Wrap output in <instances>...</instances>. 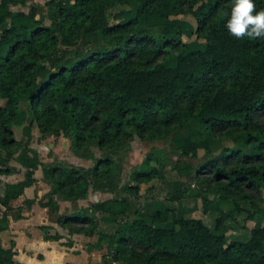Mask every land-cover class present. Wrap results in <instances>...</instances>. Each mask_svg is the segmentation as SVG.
Wrapping results in <instances>:
<instances>
[{"label":"trees","instance_id":"trees-1","mask_svg":"<svg viewBox=\"0 0 264 264\" xmlns=\"http://www.w3.org/2000/svg\"><path fill=\"white\" fill-rule=\"evenodd\" d=\"M28 1L0 0V175L17 172L12 160L26 171L22 181L6 184L0 195V232L9 229L12 203L37 183L40 167L50 191L39 205L58 214L56 196L74 203L86 200L91 189L112 193L114 156L135 138H173V151L183 159L196 160L204 151L206 160L197 168L179 160L172 169L198 186L199 194L192 197L202 200L204 214H220L213 229L170 207L130 220L131 203L125 198L59 216L57 224L70 235L97 236L90 250H101L108 240L104 264H264V226L231 242L223 230L236 213L246 212L247 221L264 217V39L230 35L225 25L233 0H135L137 16L121 22V12L114 24L109 13L128 0H51L49 25L36 8L29 13L11 9ZM254 3L257 11L264 10V0ZM179 16L195 18L203 49L188 50L176 24ZM152 20L164 23L158 32ZM96 37L104 44L89 48ZM172 58L175 66H166ZM26 99L33 123L22 127L24 142L17 139L16 128ZM195 122L201 141L195 140ZM34 124L42 138L68 139L73 154L95 166L42 163L31 147ZM223 140L235 147L216 155ZM92 145L104 152L103 158H95ZM163 162L160 152L149 153L133 181L164 180V172L153 165ZM169 187L170 203L193 193L183 182ZM125 190L137 194L139 187ZM35 203L25 201L28 208ZM221 203H233L234 210L224 212ZM99 215L113 216V234L99 232ZM14 257L13 249L0 245V264H16Z\"/></svg>","mask_w":264,"mask_h":264},{"label":"rangeland","instance_id":"rangeland-1","mask_svg":"<svg viewBox=\"0 0 264 264\" xmlns=\"http://www.w3.org/2000/svg\"><path fill=\"white\" fill-rule=\"evenodd\" d=\"M51 0H29L25 7L17 6L12 7L11 9L14 12H25L29 13L32 8H36L39 12V19H44L45 24H50V19L52 18V12L50 8L47 6V3ZM68 3H72L71 0H67ZM123 13L124 17L120 20L121 22H126L137 16V3L135 0H128L126 4L119 5L116 9L112 10L109 15L110 24H114L118 22L114 18V16L119 13ZM179 22H177V26L180 30H182L184 34V42L188 46V50H201L204 46V41L198 38L196 34L197 29V21L193 16H179L176 18ZM152 30L154 32H158L160 28L164 25V23L160 20H152L149 22ZM90 44L89 48L96 47L98 45L104 44V42L96 37ZM166 66L173 67L176 64V60L174 58L165 62ZM62 105V100L60 101ZM33 123V112L30 108L29 101L26 99L21 104L19 110V126L16 128V137L19 140L26 141V137L22 132V127L30 125ZM193 129L195 131V140L201 141L202 137L199 135V127L195 122L193 124ZM187 130L180 132L179 134H187ZM32 141L31 147L39 153L40 159L42 163L50 165L55 163H62L66 165H75L79 164L86 169L93 168L95 166V161L89 163L85 160H80L75 158L73 152L70 149L71 143L66 138H55L53 136H49V138H42L41 134L38 130V127L34 124L32 129ZM173 138H170L163 142H143L139 138H135V140L131 143V147L118 152L114 158L116 161V165L113 171V175L115 178L114 184L112 185L113 192L112 193H102L98 194L97 191L91 189L89 196L86 200H81L78 202L70 203L69 205H63V214L71 215L74 212H79L82 209L90 208L96 202H103L107 200H120L127 199L131 203V207L128 210V216L130 220H136L140 218L142 215H150L154 214L159 209H164L165 207L177 208V212L179 215L184 216L189 219H201L208 226L214 227L216 218L220 217L219 213L216 214H204L203 213V205L202 200L200 198H194L199 191L198 186L189 181L187 178L178 175L175 171H173L172 167L174 164L181 160L184 162H190L193 164L194 168H197L201 163H203L206 158L204 155V151L199 152V158L196 160H187L183 159L180 154L173 151L172 146ZM235 144L231 141L223 140L221 143V149L216 153L219 155L220 152L225 148H234ZM92 150L94 152V156L96 159L103 158L104 152H102L96 145H92ZM250 150V149H249ZM151 152H160L162 155V159L164 160L163 164L153 163L155 167L161 169L164 172L165 179L164 180H156L150 184H138L133 181L132 175L136 171V169L144 162L147 155ZM10 166L14 168H18L20 172H16L15 176L10 179L14 180H22L25 176V170L18 164L16 161H10ZM1 176V175H0ZM38 176L40 180L44 181L43 176V168L40 167L38 171L35 172V178ZM172 182H183L189 187L193 193L190 194L189 197L185 198L183 201L179 203H170L168 201V193L170 191L169 183ZM8 184L6 179L0 178V195H3L5 190V185ZM139 187V191L137 194L130 193L125 190L127 186ZM49 189L46 185H43L37 188V191L34 192L36 195L33 200L36 203L39 202H47L46 195L48 194ZM30 192V195L33 197L34 195ZM38 194V196H37ZM213 197V196H212ZM15 204V203H14ZM222 209L224 212L229 213L234 210L233 203H221ZM113 208L118 209L120 211V205L115 204ZM25 202L23 203V207H18V211H15V216L20 215V219L22 218V213L27 210ZM51 215H55V217H49ZM48 218H43L47 222L57 223V219L60 214H53L50 212ZM247 213L234 214V216L226 222V226L224 227V232L228 231V240L231 242L232 240H245L246 236L249 234V230L254 228V221H247ZM18 220V219H17ZM99 220V232H103L106 234H113L117 228V224L113 216H98ZM264 220V219H263ZM264 224V223H263ZM170 226H172L170 224ZM45 234L55 236L56 234H60L63 238L58 241L60 247H56L55 251H60L62 253V258H69L66 253H70L68 249L74 246L73 236L70 235L69 231L61 228L58 224H55V227H48V229L44 230ZM97 240V236L95 237H86V239H82L78 241V247H80V251H92L89 249L92 244H95ZM108 252V240L103 242V247L99 250V263L93 264H104L103 255ZM80 254V253H79Z\"/></svg>","mask_w":264,"mask_h":264},{"label":"crops","instance_id":"crops-1","mask_svg":"<svg viewBox=\"0 0 264 264\" xmlns=\"http://www.w3.org/2000/svg\"><path fill=\"white\" fill-rule=\"evenodd\" d=\"M47 138H49V136ZM74 157L78 158L76 156ZM80 160H85V159H80ZM85 161L89 163L93 162L91 160H85ZM76 166L83 167L79 164H76ZM16 171L20 172L18 168L16 169ZM15 174L11 176H0V178L6 179L8 184H15L23 180L22 179V180L11 181L10 179H12L15 176ZM36 180H37V183L33 187L26 189L25 194L22 197H20L17 201H14L12 203V206L14 207V211L8 213V217L10 221L9 229L7 231L0 232L1 247L5 250L13 249V251L15 252L14 259H15L16 264H93V263H99V257H100L99 256L100 254L98 253L99 250L93 249L92 251H80V247L77 248L78 241L82 239H86V236L82 234H76L73 236V241L75 242L74 246L68 249L70 253L68 252L66 253V255H68L69 258H65V257L62 258V253L60 251H55L56 247H60L57 241H45L44 239L46 234L41 228L42 227H55V224L57 223H54V222L46 223V220H44L43 218H48L50 214V210L48 208H42L39 205V203H35L31 208H28L27 210H25L22 213L21 219H18V220L15 219L17 217V215L15 216V211H18V207H23V203L25 201L34 199V197L36 196L34 192L37 191V188L43 185H46V187L50 191V185L45 179L44 181H42L40 180V178H38V176H36ZM30 192L34 194L33 197L30 195ZM98 194H102V193L98 192ZM54 199L60 206V211L58 215L59 214L60 216L65 215L63 214L62 207L63 205H69L71 202H65L57 196ZM210 214L213 215L212 213ZM49 217H55V215H51ZM263 219L264 217L257 216L254 220V223H255L254 227L256 228L263 227L264 226ZM249 235L250 234H248L246 237H249Z\"/></svg>","mask_w":264,"mask_h":264},{"label":"clouds","instance_id":"clouds-1","mask_svg":"<svg viewBox=\"0 0 264 264\" xmlns=\"http://www.w3.org/2000/svg\"><path fill=\"white\" fill-rule=\"evenodd\" d=\"M225 26L236 39H264V10L257 11L254 0H233Z\"/></svg>","mask_w":264,"mask_h":264}]
</instances>
